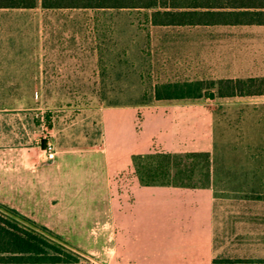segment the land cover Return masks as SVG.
I'll return each instance as SVG.
<instances>
[{"label": "crops", "instance_id": "0c3cea01", "mask_svg": "<svg viewBox=\"0 0 264 264\" xmlns=\"http://www.w3.org/2000/svg\"><path fill=\"white\" fill-rule=\"evenodd\" d=\"M149 10L155 28L207 29L213 40L209 79L193 66L188 79L167 84L264 79V25L158 26L156 9ZM252 43L257 51L251 52ZM204 97L155 96L153 106L108 112L96 150H58L49 160L31 157L30 150H0V204L110 264L264 260V88L260 95L221 98L214 91ZM204 108L208 183L141 184L133 157L178 156L176 116L192 118ZM252 134L258 136L253 142ZM186 178L172 174L169 180Z\"/></svg>", "mask_w": 264, "mask_h": 264}, {"label": "rangeland", "instance_id": "374dc122", "mask_svg": "<svg viewBox=\"0 0 264 264\" xmlns=\"http://www.w3.org/2000/svg\"><path fill=\"white\" fill-rule=\"evenodd\" d=\"M152 12L44 9L41 3L31 10H0V150L31 152L40 149L43 139H50L57 151L96 150L104 139V114L157 104L156 90L188 79L193 66L209 79V30L155 28ZM250 49L256 50L253 43ZM263 88L260 78L245 91ZM176 124L182 145L176 160L182 169L189 165L184 173L189 179L166 183L207 184L209 110L200 109L192 118L178 113ZM250 137L252 142L258 138ZM74 252L81 264H110Z\"/></svg>", "mask_w": 264, "mask_h": 264}, {"label": "trees", "instance_id": "16d2710c", "mask_svg": "<svg viewBox=\"0 0 264 264\" xmlns=\"http://www.w3.org/2000/svg\"><path fill=\"white\" fill-rule=\"evenodd\" d=\"M39 3L44 9H156L152 22L158 26L264 25V0H0V10H31ZM255 81L170 83L156 90V99H200L214 91L221 98L260 95L263 89L259 93L245 91ZM176 158L177 155L134 156L140 183L167 184L172 174L190 171L188 164L182 169V161ZM0 210V264H81L74 252L78 249L61 237L5 205L0 204ZM213 264H264V260L218 259Z\"/></svg>", "mask_w": 264, "mask_h": 264}, {"label": "built area", "instance_id": "2783aa9c", "mask_svg": "<svg viewBox=\"0 0 264 264\" xmlns=\"http://www.w3.org/2000/svg\"><path fill=\"white\" fill-rule=\"evenodd\" d=\"M57 152V149H56V146L55 144L50 140V139H47V148L45 151H42L41 149H38V150H32L31 151V157L33 158H39L37 156H40L41 154L45 155V159L49 160V159H52L55 154ZM42 156H40L41 158Z\"/></svg>", "mask_w": 264, "mask_h": 264}, {"label": "water", "instance_id": "95a60500", "mask_svg": "<svg viewBox=\"0 0 264 264\" xmlns=\"http://www.w3.org/2000/svg\"><path fill=\"white\" fill-rule=\"evenodd\" d=\"M46 148H47V140L46 139H43V140H41L40 149L42 151H45Z\"/></svg>", "mask_w": 264, "mask_h": 264}]
</instances>
